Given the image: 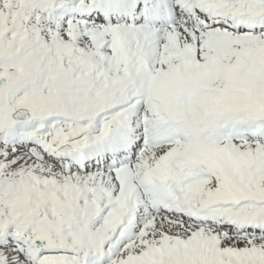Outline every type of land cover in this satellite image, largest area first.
<instances>
[{
	"label": "snow or ice",
	"instance_id": "snow-or-ice-1",
	"mask_svg": "<svg viewBox=\"0 0 264 264\" xmlns=\"http://www.w3.org/2000/svg\"><path fill=\"white\" fill-rule=\"evenodd\" d=\"M0 264H264V0H0Z\"/></svg>",
	"mask_w": 264,
	"mask_h": 264
}]
</instances>
